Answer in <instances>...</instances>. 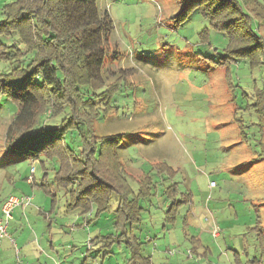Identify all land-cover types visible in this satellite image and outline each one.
I'll use <instances>...</instances> for the list:
<instances>
[{
  "label": "rangeland",
  "instance_id": "rangeland-1",
  "mask_svg": "<svg viewBox=\"0 0 264 264\" xmlns=\"http://www.w3.org/2000/svg\"><path fill=\"white\" fill-rule=\"evenodd\" d=\"M12 1L0 0V20ZM181 2H98L101 13L109 12L114 30L94 87L123 85L113 108L97 121L96 132L126 134L122 161L136 196L140 187L134 178L146 173L154 186L151 196L138 203L141 221L127 226V236L115 228L116 192L99 216L94 203L87 213L69 209L70 195L54 180L57 161L43 159L44 169L7 150L6 130L17 108L0 95V205L10 195L31 196L29 208L14 211L8 234L17 243L31 228L35 232L22 254L20 244L11 249L4 238L0 264H264V127L258 112L264 64L251 69L244 60L232 63L229 92L226 70L216 64L226 36L210 29L209 44L201 43L199 34L209 22L198 10L177 26L172 17ZM259 33L264 38V25ZM11 41L0 37V44ZM8 66L0 63V73ZM66 143L80 154L78 131ZM32 167L34 188L27 181ZM43 183L52 195L44 192ZM171 209L177 210L174 223L166 219ZM214 226L218 238L212 235ZM109 235L107 248L102 238ZM130 238L138 246L129 244Z\"/></svg>",
  "mask_w": 264,
  "mask_h": 264
},
{
  "label": "trees",
  "instance_id": "trees-1",
  "mask_svg": "<svg viewBox=\"0 0 264 264\" xmlns=\"http://www.w3.org/2000/svg\"><path fill=\"white\" fill-rule=\"evenodd\" d=\"M98 2L14 0L3 7L0 37L13 42L0 44V63L9 65L8 71L0 73V95L17 108L6 130L5 144L8 151L38 161L44 169L45 161L58 162L54 180L58 189L70 195L69 209L81 208L87 213L94 203L99 216L108 210L111 193L116 192L120 204L115 228L125 237L127 226L140 223L138 203L151 196L154 186L149 175L143 173L139 179L134 178L140 187L136 196L125 178L122 161L126 134L101 136L96 132L97 121L113 108L114 97L123 85L118 81L102 91L94 87L105 65L106 43L114 30L109 12L101 13ZM181 3L180 11L172 17L177 26L198 10L209 22V29L199 34L201 43L209 44L210 29L226 36L224 54L216 64L226 70L229 92L232 63L244 60L251 69L264 64V38L259 33L264 25V0ZM258 96L264 127V88ZM76 131L80 135L78 156L66 143L68 135ZM30 185H37L34 177ZM41 187L52 195L45 183ZM176 214L177 210L171 209L167 221L174 223ZM112 236L102 238L105 247L110 248L108 240ZM130 240L129 244L137 245L136 239ZM134 257L140 258L137 252Z\"/></svg>",
  "mask_w": 264,
  "mask_h": 264
},
{
  "label": "built area",
  "instance_id": "built-area-1",
  "mask_svg": "<svg viewBox=\"0 0 264 264\" xmlns=\"http://www.w3.org/2000/svg\"><path fill=\"white\" fill-rule=\"evenodd\" d=\"M35 167L31 168V177L28 179V182L32 181L35 175ZM215 184L212 183V186ZM33 198L31 196H8L2 204L0 211V244L4 238H9L11 243L15 245V240L8 234V226L10 221L13 220V213L16 209L22 208L23 210L29 208L32 205ZM212 235L215 238L220 236V230L218 226H214L212 230Z\"/></svg>",
  "mask_w": 264,
  "mask_h": 264
},
{
  "label": "crops",
  "instance_id": "crops-1",
  "mask_svg": "<svg viewBox=\"0 0 264 264\" xmlns=\"http://www.w3.org/2000/svg\"><path fill=\"white\" fill-rule=\"evenodd\" d=\"M9 126V125H8ZM36 183V182H35ZM7 198V197H6ZM5 198V199H6ZM4 199V200H5ZM33 203V202H32ZM1 207H2V204L0 205V211H1ZM34 231V229L33 228H31L30 229V232L31 233H29V235L27 236V237H24L23 235L22 236H19V239H18V241H17V243H16V246L18 245V244H20V246H18V247H20L21 248V251H20V254H22V252L23 251H25L26 249H28V247H30V245H32L33 243V239H32V235H34V233L35 232H33ZM32 234V235H31ZM11 241L9 240V241H6V246H8L9 248H11V249H13L14 248V246H13V244L11 243ZM4 244V243H3ZM12 245V246H11ZM7 247V248H8ZM7 254L8 253H5V251L3 252V256H5V258H8L9 256H7ZM16 254L18 255L19 254V251H17L16 252ZM28 258V257H27ZM10 260V259H9ZM8 260V261H9ZM25 261H26V258H25ZM27 261H31V260H28L27 259Z\"/></svg>",
  "mask_w": 264,
  "mask_h": 264
}]
</instances>
